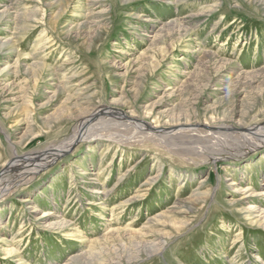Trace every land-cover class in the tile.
Here are the masks:
<instances>
[{
  "label": "rangeland",
  "instance_id": "374dc122",
  "mask_svg": "<svg viewBox=\"0 0 264 264\" xmlns=\"http://www.w3.org/2000/svg\"><path fill=\"white\" fill-rule=\"evenodd\" d=\"M101 106L166 138L111 122L22 174L0 264H264V140L239 135L264 127V0H0V175Z\"/></svg>",
  "mask_w": 264,
  "mask_h": 264
},
{
  "label": "bare ground",
  "instance_id": "6f19581e",
  "mask_svg": "<svg viewBox=\"0 0 264 264\" xmlns=\"http://www.w3.org/2000/svg\"><path fill=\"white\" fill-rule=\"evenodd\" d=\"M123 112V111H122ZM122 112H116L115 109L113 110L111 107L107 108L106 106H101L98 107L94 110H92V112L90 114L85 115L84 119L80 120L79 123L77 124V126L75 127V129L73 130L72 134L70 135L69 138H67L65 141L59 143L58 145L49 148L47 152L45 153H35V154H30L28 155L25 159H22V161L18 160L17 157H14L10 162L6 163L4 170L2 172V176L0 175V184H6L8 187H2V189L0 190V198L3 197V195H5L8 190H10V188H12V186H14L15 184L19 185L21 183H23L25 181V179H22L21 175L22 174H27V176H31L32 174H35L39 168L45 166L48 163H51V161L57 156H61V155H65L66 153L69 152V147L71 145H75L78 142H89L92 140H97V139H101L103 138V133L105 132V128L107 127L108 129V124L110 125V123L112 122L111 125H116V126H123L125 128H129V127H133L136 130H138L142 135H145L146 137H150V138H158V139H165V134L164 135H157L155 131V133L153 132H148L145 127L136 124V122L129 118V121H127V116L126 114L122 113ZM109 117V118H108ZM114 118H118L120 119L119 122H116L112 119ZM122 120H124L122 122ZM77 123V122H76ZM207 126V125H206ZM115 127V126H114ZM176 127V126H174ZM120 128V127H119ZM207 128V130L211 131V127H205ZM219 129H227V134L226 133H217L215 135L218 136H223L225 139H230V138H234L236 136V134H239V130L241 131V129H239L238 131H231L233 130L232 128L229 127H218ZM152 129L157 130L158 127H153ZM177 130V129H176ZM195 132V131H194ZM193 132V133H194ZM248 132V133H247ZM192 133V134H193ZM264 133V127H259V126H251L248 127L246 129H244V133H241L239 135H241L242 137L244 136H259V140H264L262 137V135ZM177 135V133H175ZM170 139V138H169ZM223 140V139H222ZM259 145H263V142H259ZM254 147H251V150ZM222 153V152H221ZM234 185V184H232ZM5 188V189H3ZM238 190H235V193H238ZM242 195L243 197L241 198V200L246 199V197H250L249 195H246V193L248 192V190L242 191ZM95 193V192H92ZM262 195V194H260ZM248 210L250 208H247ZM251 214V213H249ZM85 242V241H84ZM148 246V245H147Z\"/></svg>",
  "mask_w": 264,
  "mask_h": 264
}]
</instances>
